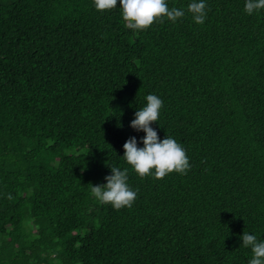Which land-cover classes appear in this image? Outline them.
Masks as SVG:
<instances>
[{
  "label": "trees",
  "instance_id": "obj_1",
  "mask_svg": "<svg viewBox=\"0 0 264 264\" xmlns=\"http://www.w3.org/2000/svg\"><path fill=\"white\" fill-rule=\"evenodd\" d=\"M166 2L185 16L133 30L119 2L0 0V264H247L242 233L264 239V9L207 0L197 24ZM150 93L183 174L122 157ZM113 165L131 207L91 192Z\"/></svg>",
  "mask_w": 264,
  "mask_h": 264
},
{
  "label": "clouds",
  "instance_id": "obj_2",
  "mask_svg": "<svg viewBox=\"0 0 264 264\" xmlns=\"http://www.w3.org/2000/svg\"><path fill=\"white\" fill-rule=\"evenodd\" d=\"M121 11L125 26L133 30L148 28L157 19L166 17L176 22L185 16V9L169 7L166 0H93L96 10L104 11L117 7ZM207 0H190L186 6L192 19L197 24H203L207 18ZM264 9V0H245L244 11L252 15ZM146 104L135 111L130 127L135 131H142L144 136L129 137L123 144V159L138 175H151L164 178L173 171L185 173L190 168L189 157L181 143L170 135L163 139L153 128L152 122H157L163 100L156 94L145 96ZM142 145V146H140ZM111 174L105 177L106 183L92 185L93 196L104 204H111L115 209L131 207L137 197V191L128 183V168L110 166ZM242 245L251 249V258L247 264H264V239L258 238L254 232H243Z\"/></svg>",
  "mask_w": 264,
  "mask_h": 264
}]
</instances>
